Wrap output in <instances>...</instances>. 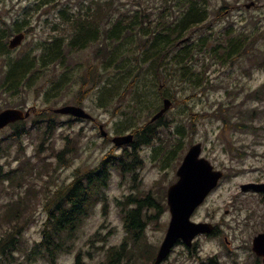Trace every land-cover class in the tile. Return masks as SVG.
<instances>
[{
	"label": "rangeland",
	"instance_id": "obj_1",
	"mask_svg": "<svg viewBox=\"0 0 264 264\" xmlns=\"http://www.w3.org/2000/svg\"><path fill=\"white\" fill-rule=\"evenodd\" d=\"M200 1L208 10L209 18L192 36L198 42L189 63L192 72L197 73L195 81L181 83L176 78L164 90L170 96L175 95V106L164 117L171 129H162L160 135L164 138L170 132H177V124H181L183 151L164 164L165 150L155 153L157 141L138 149L142 162L136 171L122 174L112 168L106 201L91 210L54 264H75L78 256L83 264H106L108 251L119 249L124 241L127 255L120 259V264H153L152 255L162 243L170 222L167 190L177 181V170L190 145L196 143L202 144V156L215 169L224 172L196 220L220 225L221 237L198 241L199 247L191 256L177 249L165 264H262L252 252V240L264 231V197L244 193L241 186L264 182V0ZM86 2L62 0L56 9L48 6L35 12V0H0L1 28L19 22L21 32L26 35L17 49L0 51V73L4 76L14 61L24 57L32 59L40 53L41 44L57 36L66 37L70 27L61 24L59 9L69 4V11L75 13ZM183 3V0H115L117 9L113 13L144 8L154 20L160 16L170 19L179 15L186 6ZM12 38L13 35L3 41L6 47ZM98 55L96 46L74 52L66 59L65 66L57 62L53 68L36 69L26 75L19 92H0V111L31 110L29 119L16 124L25 125L27 132L14 137L15 125L0 131V164L7 172L20 171V177L13 183L0 185L1 217L7 205L24 196L28 188L35 193L21 220L25 225L21 228V246L27 251L18 252L17 257L24 264H53L45 257L36 262L27 260V252L42 239L48 219L44 203L50 195L71 183L76 173L99 168L108 156H122L125 150L132 152V146L116 147L112 141L132 134L139 123L138 113L132 109L136 96L132 86L127 85L129 81L124 83L119 72L115 76L112 73L110 77H103L100 87L104 89L80 94L81 78H89L90 68L92 78L96 76V68L101 65ZM140 66H135L136 70L147 69ZM166 74L171 77L170 73ZM138 83L148 85L150 78H142ZM195 83L197 86H193ZM149 96L153 100L159 93ZM81 97L82 104H76ZM68 105L82 107L94 121L53 112ZM43 111V121L34 123ZM152 116L145 114L141 124L149 122ZM50 120L56 122L57 129L43 137L39 127L46 129L52 124ZM101 127L107 132V138L101 136ZM62 152V159H58ZM130 196L138 199L151 196L161 205L156 210H146L157 217L149 219L144 239L139 243L130 238L124 226V212L135 208V204H126ZM8 228V224L0 221V240Z\"/></svg>",
	"mask_w": 264,
	"mask_h": 264
},
{
	"label": "trees",
	"instance_id": "obj_2",
	"mask_svg": "<svg viewBox=\"0 0 264 264\" xmlns=\"http://www.w3.org/2000/svg\"><path fill=\"white\" fill-rule=\"evenodd\" d=\"M87 1L81 3L78 12L75 13L69 11V4L59 9L61 24L64 25L63 27H70V32L68 31L66 37L57 36L50 42L41 44L40 53L33 55L32 59L24 57L14 61L5 71L6 74L4 72V76L0 73V92L5 94L9 91L19 92L26 75L36 69L44 71L55 67L57 62L60 66H65L70 54L96 46L97 54H99L97 58L101 65L96 68L97 73L94 79L92 68L89 70L87 80L81 78L80 94L83 96L87 91L104 89L105 87H100L103 86L100 85L103 77L106 75L107 78L112 76V73L114 75L119 72V77L124 79V83L132 81L127 85L132 86L131 91H134V96H136L132 102V109L138 113L139 123L132 130L135 135L133 149L130 154L128 150H125L126 153L124 152L119 157V164L114 165H117L123 174L136 171L142 162L137 153L138 149L150 146L157 141L159 146L156 147L155 153L157 154L162 149L165 150L163 161L167 164L174 159L175 155L183 151L181 124H177V132H170L162 138L160 131L171 129L165 118L153 124L150 122L141 124L142 118L145 114L155 115L163 106L164 98H172L174 102L175 95L170 96L165 93V89L170 88L169 85H172L176 78H179L177 82L181 83L195 81L197 73L192 72V66L189 63L192 61L191 52L194 51L198 42L192 40V36L208 21V10L201 5L200 0H183L186 6L181 8L179 15L172 16L170 19L160 16V19L154 20L152 14H147L142 10L144 8L136 12L115 14L113 13L117 9L115 0ZM61 4L62 0H35L33 8L35 12H38L48 6L56 9L57 5ZM13 25L9 28L0 26V51L9 52L3 41L12 36L14 32H21L22 25L19 22H14ZM182 40H185V43L178 45ZM231 46L236 48L237 44ZM137 65H141L140 67L144 65L147 69L136 70ZM132 68H135V71L131 70ZM166 73H170L171 77ZM145 77L150 78V83L143 86L138 81ZM89 86H91L90 89H88ZM157 86L158 90H156ZM193 86H197V83ZM153 92L159 93V97L151 100L149 94ZM76 104H82V97ZM37 117L39 120L34 123H41L44 111ZM50 121L54 125H48L46 129L39 127L43 137L57 129L56 122ZM13 129L15 130L14 137L27 132L25 125H15ZM63 154L64 152L60 153L57 156L58 159H62ZM106 164L103 162L99 170L76 173V179L72 183L55 191L45 201L44 211L48 214V219L44 224L42 240L27 252L28 261L36 262L38 258L45 257L54 264L61 252L66 251L64 245L84 224L94 195H99L101 189L109 185L111 170ZM16 177H20V171L7 172L0 164V185L8 181L13 183ZM33 195L35 193L28 188L24 196L7 205L2 217L0 213V221L9 226L5 231V237L0 240V264H24L17 257L18 252L27 251L23 249V245L21 246V228L25 226L21 224V220L25 212L29 210L30 198ZM45 196H48L46 190ZM129 202L138 203V208L125 216L127 233L137 242L138 239L143 240L144 237L148 217L146 210L156 206L157 201L149 196L145 200L131 197ZM122 246L119 252L116 248L108 251L106 264H116L117 256L119 259L125 257L126 244ZM77 264H83L79 256Z\"/></svg>",
	"mask_w": 264,
	"mask_h": 264
},
{
	"label": "water",
	"instance_id": "obj_3",
	"mask_svg": "<svg viewBox=\"0 0 264 264\" xmlns=\"http://www.w3.org/2000/svg\"><path fill=\"white\" fill-rule=\"evenodd\" d=\"M25 39V35L18 34L13 37L8 45L10 50L19 47ZM172 101L164 100V107L152 118L154 122L163 117V115L171 108ZM57 114L71 115L77 119H92V116L85 109L79 106L68 105L54 110ZM31 115V111H23L21 109H6L0 112V130L19 121L27 120ZM101 129L103 137L108 134ZM133 142V135L120 136L113 139V143L117 147L129 145ZM202 145H193L181 167L178 170L179 180L168 190V202L172 213V220L169 230L162 243L157 255L156 263L160 264L170 253L172 247L178 239H183L188 244L201 233H210L212 227L208 224H196L191 222L190 218L194 211L205 201L207 196L217 187L220 179L223 177L221 171L214 170V167L208 160L201 157ZM244 192L254 190L264 193V183L248 184L242 186ZM254 252L263 257L264 262V233L258 235L254 239Z\"/></svg>",
	"mask_w": 264,
	"mask_h": 264
},
{
	"label": "flooded vegetation",
	"instance_id": "obj_4",
	"mask_svg": "<svg viewBox=\"0 0 264 264\" xmlns=\"http://www.w3.org/2000/svg\"><path fill=\"white\" fill-rule=\"evenodd\" d=\"M136 206L138 207L137 204H135V207ZM137 207H136V209H137ZM158 208H161V207H158ZM226 213L229 214V211H227ZM193 220L195 221L196 219L193 217ZM205 222H208V221H205ZM213 225L215 226L214 233L211 236H202V237L197 238L195 240V242L193 243L192 247H187L183 242H180L179 241L178 244H177V246L173 249L171 255L167 258V260H166L165 263H168L170 261V258L172 256V254L177 249H182L184 252L186 251L187 253H189V256H191V255H193V252H195L196 249L199 247L198 241L203 240V239H210V238H212V239H218L219 237H221V233H222L221 226L220 225H217V224H213ZM226 241L229 244L228 239H226ZM118 264H119V257H118Z\"/></svg>",
	"mask_w": 264,
	"mask_h": 264
}]
</instances>
